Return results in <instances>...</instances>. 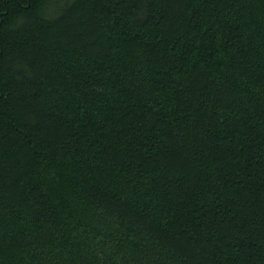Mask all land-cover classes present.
<instances>
[{"label": "trees", "instance_id": "16d2710c", "mask_svg": "<svg viewBox=\"0 0 264 264\" xmlns=\"http://www.w3.org/2000/svg\"><path fill=\"white\" fill-rule=\"evenodd\" d=\"M0 264H264V0H0Z\"/></svg>", "mask_w": 264, "mask_h": 264}]
</instances>
